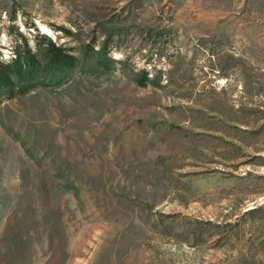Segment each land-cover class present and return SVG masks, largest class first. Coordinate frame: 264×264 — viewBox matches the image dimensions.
I'll return each instance as SVG.
<instances>
[{
    "label": "rangeland",
    "instance_id": "obj_1",
    "mask_svg": "<svg viewBox=\"0 0 264 264\" xmlns=\"http://www.w3.org/2000/svg\"><path fill=\"white\" fill-rule=\"evenodd\" d=\"M18 33L78 65L0 100V264H264V0H0Z\"/></svg>",
    "mask_w": 264,
    "mask_h": 264
},
{
    "label": "trees",
    "instance_id": "obj_2",
    "mask_svg": "<svg viewBox=\"0 0 264 264\" xmlns=\"http://www.w3.org/2000/svg\"><path fill=\"white\" fill-rule=\"evenodd\" d=\"M34 38L32 45L26 36L18 33L11 48L12 56L3 59L0 51V100L14 98L37 87L60 85L77 68L78 59L67 47L43 33H37ZM101 61L104 66L110 64L106 59ZM138 80L143 83L144 78ZM258 157L264 160V155Z\"/></svg>",
    "mask_w": 264,
    "mask_h": 264
},
{
    "label": "bare ground",
    "instance_id": "obj_3",
    "mask_svg": "<svg viewBox=\"0 0 264 264\" xmlns=\"http://www.w3.org/2000/svg\"><path fill=\"white\" fill-rule=\"evenodd\" d=\"M42 31H44V32H46V33H47V30H46L44 27H42Z\"/></svg>",
    "mask_w": 264,
    "mask_h": 264
}]
</instances>
